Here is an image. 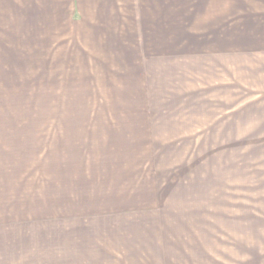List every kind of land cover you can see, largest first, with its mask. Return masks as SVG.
<instances>
[{
  "label": "crops",
  "instance_id": "crops-1",
  "mask_svg": "<svg viewBox=\"0 0 264 264\" xmlns=\"http://www.w3.org/2000/svg\"><path fill=\"white\" fill-rule=\"evenodd\" d=\"M167 15L168 0H0V71L14 62L19 76L26 26H38L31 33H48L53 67L59 46L60 58L101 59L96 73L114 74L127 96L117 106L139 107V113L75 115L67 123L74 139L64 198L72 203L62 206L63 220L50 221L46 242L40 236L21 242L33 247L32 264L43 263L52 245H64V258L49 264H264V222L250 225L248 166L240 163L232 178L226 162L234 72L239 90L260 79L264 49L234 48L232 15L222 11L210 17L208 33H184L169 48ZM251 61L263 75L247 70ZM138 95L143 100L136 104ZM141 143L144 172L136 167ZM217 186L220 201L240 199L239 245L213 242ZM187 200L192 207L183 205ZM153 202L157 209L149 208ZM220 215L230 218L225 208Z\"/></svg>",
  "mask_w": 264,
  "mask_h": 264
},
{
  "label": "rangeland",
  "instance_id": "rangeland-1",
  "mask_svg": "<svg viewBox=\"0 0 264 264\" xmlns=\"http://www.w3.org/2000/svg\"><path fill=\"white\" fill-rule=\"evenodd\" d=\"M220 11L232 15L234 48L242 44L248 49H264V0H168L169 48L187 38L184 33H194L195 38L208 33L210 17ZM39 29L26 26L25 55L19 76L14 62H11L13 66L5 64L0 71V264H32L29 258L33 256V247L21 244L23 239L40 236L46 242L50 221L65 218L62 206L72 202H65L64 198V167L66 152L74 139L67 123L72 125L75 123L72 118L81 114L139 113V107L135 110L134 105L117 106L120 100L126 102L127 96H122V89L117 88L122 83L114 74L96 73L103 69L101 59L60 58L64 46H59L57 65L53 67L48 33H31H38ZM244 35L247 40L242 42ZM253 63L247 70L263 75L260 66L255 67ZM236 73L233 136L228 139L226 162L233 166L231 173L228 170V177L230 174L232 178L236 177L240 163L248 166L251 225L257 219L264 222V75L260 79L250 78L247 84L242 83L246 89L239 90ZM135 98L136 104L143 100L139 95ZM236 118L239 120L235 121ZM88 138L85 134L84 139ZM132 138L138 142L139 137ZM98 140L99 137L93 138V150ZM142 145L136 146L135 155L137 169L144 172L146 148ZM185 146L193 152V147ZM217 188L218 198L213 202L218 210L213 242L239 245L240 218L236 214H240V199L228 197L222 202L224 193L221 186ZM237 189L239 186H231L234 195ZM182 203L187 208L193 205L190 200ZM155 204L158 207L160 203L153 202L149 208L157 209L152 207ZM224 208L230 213L228 219L221 218L220 210ZM192 212L188 210L185 215L191 216ZM220 228L226 229L227 234ZM63 246L52 245L42 253L46 259L41 264L63 261Z\"/></svg>",
  "mask_w": 264,
  "mask_h": 264
}]
</instances>
